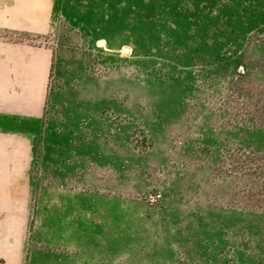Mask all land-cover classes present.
<instances>
[{"label": "rangeland", "instance_id": "obj_1", "mask_svg": "<svg viewBox=\"0 0 264 264\" xmlns=\"http://www.w3.org/2000/svg\"><path fill=\"white\" fill-rule=\"evenodd\" d=\"M2 43L50 51L40 117L0 123L34 196L105 202L94 264H264V0H54Z\"/></svg>", "mask_w": 264, "mask_h": 264}, {"label": "crops", "instance_id": "obj_2", "mask_svg": "<svg viewBox=\"0 0 264 264\" xmlns=\"http://www.w3.org/2000/svg\"><path fill=\"white\" fill-rule=\"evenodd\" d=\"M53 2L0 0V28L44 33ZM50 60V51L43 46L1 44V119L40 117ZM33 141L29 130L15 129L11 121L0 123V264L98 263L97 255L94 261V235L97 240L102 236L94 234V229L102 226L94 217H102L105 202L94 200L91 192L55 184H41L34 196ZM97 245L101 248L103 242ZM104 247L107 260V242Z\"/></svg>", "mask_w": 264, "mask_h": 264}]
</instances>
